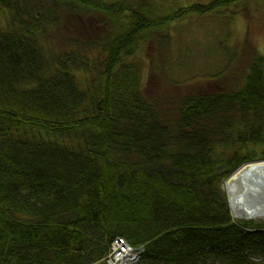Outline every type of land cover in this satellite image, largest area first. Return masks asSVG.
Masks as SVG:
<instances>
[{
  "label": "trees",
  "instance_id": "trees-1",
  "mask_svg": "<svg viewBox=\"0 0 264 264\" xmlns=\"http://www.w3.org/2000/svg\"><path fill=\"white\" fill-rule=\"evenodd\" d=\"M241 1L0 0V264H108L117 236L145 245L139 264H264V222L225 190L264 158V50L175 99L155 79L170 50L147 81L139 57L154 30Z\"/></svg>",
  "mask_w": 264,
  "mask_h": 264
},
{
  "label": "rangeland",
  "instance_id": "rangeland-1",
  "mask_svg": "<svg viewBox=\"0 0 264 264\" xmlns=\"http://www.w3.org/2000/svg\"><path fill=\"white\" fill-rule=\"evenodd\" d=\"M154 1L169 11L195 1L209 0ZM238 8L240 10L229 7L225 10L220 9L203 14L190 13L170 22L171 31L169 28H165V32H171L168 39L169 58L165 65L172 72L174 79L180 81L176 83L177 88L201 87L208 82H210L209 84H219L223 82L224 77L232 76L236 72L235 67L238 63L242 62L239 69L245 68L250 64L255 54L264 50V0H242ZM0 21L2 23L5 21L3 13H0ZM158 34L164 35L162 30H154L152 36ZM158 40L159 49H162L164 43L162 40ZM148 51L147 47H142L141 58L150 60V57L147 56ZM228 62L232 63L226 68ZM155 65L160 66V62L157 61ZM147 68L144 72V81H147ZM161 69H164L163 66ZM155 72V79L160 82L163 79L162 74L157 70ZM244 72L245 70L238 73L243 75ZM155 79L153 80L155 81ZM216 87L213 88L217 89L218 87ZM256 180L259 182L257 190L245 189L240 182H235V195L236 191L238 193L240 191V199L243 203L252 206L255 209L254 213L259 214V216L251 218L242 215V212L232 206V194L226 180L225 190L235 219H254L264 222V208L262 209V205H264V168L260 170Z\"/></svg>",
  "mask_w": 264,
  "mask_h": 264
},
{
  "label": "bare ground",
  "instance_id": "bare-ground-1",
  "mask_svg": "<svg viewBox=\"0 0 264 264\" xmlns=\"http://www.w3.org/2000/svg\"><path fill=\"white\" fill-rule=\"evenodd\" d=\"M97 28L100 31H105V27H103L102 25H98ZM162 38L163 37L157 38L155 36H149L147 38V40L142 41L143 42L142 47H147L149 49V51L147 53L148 57L151 58V55H154L155 52H159L158 51V49H159V40L158 39L162 40L164 43V47L161 49L162 52H165L169 49L168 40H163ZM168 53H169V51H167L166 54H168ZM139 57L143 62L144 72H146L145 68L148 67L147 69H148V73H149V71L151 69V60H147L146 58L145 59L141 58L142 56L140 55V51H139ZM133 61H135V60H133ZM160 61H161V59H160ZM162 61L164 62L165 60L162 59ZM163 68L164 69H161V68L159 69V72L162 74V78H163L162 80H164V82H166V88H167L168 93L171 95V97H173L175 99L176 98V89L175 88H177L176 83H179L180 81L172 82L171 71H169L167 69V67H164V64H163ZM223 86H224L223 84H220V85L215 84V87L217 89H221ZM238 86H240V84L233 85V86H231V85L227 86V84L225 85V87L227 89H231V90L235 89ZM181 89H183V88H177V90H181ZM263 168H264V159L253 160L251 162H247V163L242 164L239 168H237L234 172H232L227 178L228 187H229L230 193L232 194V196H231L232 206L237 208L238 211L242 212L243 213L242 215L249 217V218L257 217V216H259V214L254 213L255 209L252 206H248L247 204L243 203V201L240 199L241 198L240 197L241 196L240 191H239V193L236 191V195H235V186H236V183L240 182L242 184L243 188H245V189L257 190V188H258L257 184L259 182H258V180H256V178H257V175L259 174L260 170ZM263 208H264V205H262V209ZM121 237H123V236H121Z\"/></svg>",
  "mask_w": 264,
  "mask_h": 264
},
{
  "label": "built area",
  "instance_id": "built-area-1",
  "mask_svg": "<svg viewBox=\"0 0 264 264\" xmlns=\"http://www.w3.org/2000/svg\"><path fill=\"white\" fill-rule=\"evenodd\" d=\"M145 252V245H133L127 239L117 236L106 256L108 264H137Z\"/></svg>",
  "mask_w": 264,
  "mask_h": 264
}]
</instances>
